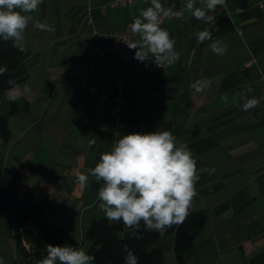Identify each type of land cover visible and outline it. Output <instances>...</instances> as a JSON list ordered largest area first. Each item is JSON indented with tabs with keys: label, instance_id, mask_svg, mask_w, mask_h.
Segmentation results:
<instances>
[{
	"label": "crops",
	"instance_id": "obj_1",
	"mask_svg": "<svg viewBox=\"0 0 264 264\" xmlns=\"http://www.w3.org/2000/svg\"><path fill=\"white\" fill-rule=\"evenodd\" d=\"M108 1L43 0L31 14L21 79L0 97V115H7L9 129L8 139L0 138V160L20 174L16 196L34 199L46 212L43 223L61 228L80 246L88 225L105 218L98 207L99 185L88 170L120 136L171 131L197 161L200 179L191 209L206 213L185 264H264V96L259 81L264 73V0H247L243 6L226 0L210 13L214 25L187 12L168 18L162 27L175 39L179 60L158 68L152 59H134V51L120 112L112 100L108 55L100 50L111 43L115 30L133 21L138 9L151 5L137 0L112 8ZM172 2L179 10L185 0H162ZM196 6L203 7L200 0ZM36 20L55 31L35 28ZM206 28L212 40L227 45L224 55L212 52L211 41L197 43L195 33ZM250 56L256 64H245ZM93 59L95 66L81 85L69 69ZM202 78L208 85L197 93L192 84ZM25 85L30 92H24ZM248 88L247 95L261 102L245 112L236 94ZM224 94L227 102L221 99ZM77 173L89 175L86 187L75 182ZM4 236L0 260L13 263L19 259L17 236L26 248L30 245L22 232ZM173 244L170 228L153 243L165 264H177Z\"/></svg>",
	"mask_w": 264,
	"mask_h": 264
},
{
	"label": "clouds",
	"instance_id": "obj_2",
	"mask_svg": "<svg viewBox=\"0 0 264 264\" xmlns=\"http://www.w3.org/2000/svg\"><path fill=\"white\" fill-rule=\"evenodd\" d=\"M197 0H185L177 10L176 4L165 5L162 0H150L147 8L138 9L129 26L130 33L138 39L126 41L130 50H135L134 59L143 62L152 59L158 68L172 66L179 60L175 50V39L161 26L162 18H182L185 12L198 21L215 24L214 13L226 0H200L203 7L196 6ZM43 0H0V41L11 42L21 52L26 50L25 32ZM35 28L53 32L54 27L46 21L36 20ZM197 43L211 41L209 48L214 54L224 55L227 45L212 40V33L204 29L195 33ZM7 71L0 66V75ZM208 85L206 79L192 84L197 93ZM248 88L236 95L243 101L242 110L247 112L260 105V99L249 97ZM24 92H30L27 85ZM221 99L227 102V94ZM95 140L90 141V145ZM99 185L98 207L109 222L122 223L129 236L140 239L141 223L149 232L161 236L173 225L182 224L189 214L193 198L197 195V161L192 151L178 144L171 131L133 132L116 139L110 151L100 155L99 162L88 170ZM80 187L89 183V175L77 173ZM124 264H138V257L127 244L124 245ZM46 255L37 264H94L95 257L82 247L46 245ZM0 264L3 261L0 260Z\"/></svg>",
	"mask_w": 264,
	"mask_h": 264
},
{
	"label": "trees",
	"instance_id": "obj_3",
	"mask_svg": "<svg viewBox=\"0 0 264 264\" xmlns=\"http://www.w3.org/2000/svg\"><path fill=\"white\" fill-rule=\"evenodd\" d=\"M239 5H246L247 0H235ZM27 52L13 47L11 42L0 41V66L7 71L0 75V97L4 91L21 79L23 63ZM9 129L7 115H0V138L7 140ZM20 174L16 168L3 166L0 160V217H5L8 231L22 232L23 240L29 243L26 248L22 238L17 236L16 250L19 259L13 264H37L44 258L46 245L68 244L78 247L79 244L67 238L59 227L45 225L44 209L31 197L18 198L16 187ZM206 219L202 210L189 209V214L180 225L170 229L174 234L173 251L177 264L185 262L193 254L194 238ZM140 239L130 237L122 223L109 222L106 218L94 219L86 228L84 238L88 240L87 252L95 257L94 264H124V245L134 250L138 264H165L162 250L153 245L160 235L144 229L143 223L139 230Z\"/></svg>",
	"mask_w": 264,
	"mask_h": 264
},
{
	"label": "built area",
	"instance_id": "obj_4",
	"mask_svg": "<svg viewBox=\"0 0 264 264\" xmlns=\"http://www.w3.org/2000/svg\"><path fill=\"white\" fill-rule=\"evenodd\" d=\"M137 0H109L107 3L112 8L125 7ZM150 3V0H141ZM173 3V2H172ZM175 3V2H174ZM176 4V3H175ZM178 10V5L176 4ZM171 18V17H169ZM168 18H162V23ZM132 22L127 23V25L122 29H117L113 32V38L111 43L102 48L100 52L106 53L108 56V64L112 68V86L114 88V94L112 100L114 103V109L116 112H120L122 106L125 103L124 93L127 88V77H128V67L129 61L135 50H130L125 43L126 41L136 40V36L130 33L129 26ZM257 59L254 56H250L245 62L246 65L256 64ZM95 66V60H87L82 63L73 65L69 69V73L72 74L81 85L87 83L89 77V70ZM260 87L262 96H264V73L259 75Z\"/></svg>",
	"mask_w": 264,
	"mask_h": 264
},
{
	"label": "rangeland",
	"instance_id": "obj_5",
	"mask_svg": "<svg viewBox=\"0 0 264 264\" xmlns=\"http://www.w3.org/2000/svg\"><path fill=\"white\" fill-rule=\"evenodd\" d=\"M7 232H8V230H7L6 224H5V217L4 216H1L0 217V240L5 237L4 235ZM87 242H88V240L84 238L82 245H80L79 247H82L85 250H87V248H88V247L86 248ZM8 264H13V263L9 262Z\"/></svg>",
	"mask_w": 264,
	"mask_h": 264
}]
</instances>
